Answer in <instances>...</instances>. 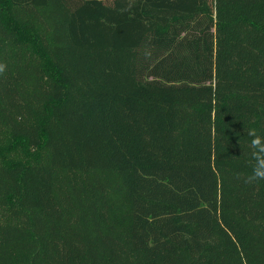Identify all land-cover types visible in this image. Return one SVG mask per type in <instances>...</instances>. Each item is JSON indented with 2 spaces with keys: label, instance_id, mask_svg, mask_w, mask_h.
<instances>
[{
  "label": "trees",
  "instance_id": "16d2710c",
  "mask_svg": "<svg viewBox=\"0 0 264 264\" xmlns=\"http://www.w3.org/2000/svg\"><path fill=\"white\" fill-rule=\"evenodd\" d=\"M0 264H264V0H0Z\"/></svg>",
  "mask_w": 264,
  "mask_h": 264
},
{
  "label": "clouds",
  "instance_id": "9594fccd",
  "mask_svg": "<svg viewBox=\"0 0 264 264\" xmlns=\"http://www.w3.org/2000/svg\"><path fill=\"white\" fill-rule=\"evenodd\" d=\"M7 69L6 63H0V75ZM250 140V148L252 149L250 155L254 163H252V171L246 177L248 182H255L264 180V137L257 134L255 129H249L246 133Z\"/></svg>",
  "mask_w": 264,
  "mask_h": 264
}]
</instances>
